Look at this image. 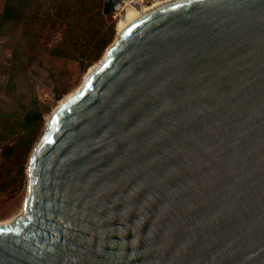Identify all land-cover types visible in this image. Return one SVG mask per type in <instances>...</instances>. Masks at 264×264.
<instances>
[{
	"label": "water",
	"instance_id": "obj_1",
	"mask_svg": "<svg viewBox=\"0 0 264 264\" xmlns=\"http://www.w3.org/2000/svg\"><path fill=\"white\" fill-rule=\"evenodd\" d=\"M95 65L33 148L0 264H264V0L167 4Z\"/></svg>",
	"mask_w": 264,
	"mask_h": 264
},
{
	"label": "trees",
	"instance_id": "obj_2",
	"mask_svg": "<svg viewBox=\"0 0 264 264\" xmlns=\"http://www.w3.org/2000/svg\"><path fill=\"white\" fill-rule=\"evenodd\" d=\"M55 23L64 28V33L49 49V55L74 60L82 72L103 56L116 34V20L107 0L5 1L0 14V75L8 76V98L0 101V143L4 144L2 157L6 162L3 189L13 183L20 187L25 184L30 153L50 111L35 95L32 68L41 64L37 56L41 48L37 45L39 33ZM18 27H22V33L12 34ZM71 87V79L66 76L56 80L55 99L63 98Z\"/></svg>",
	"mask_w": 264,
	"mask_h": 264
},
{
	"label": "rangeland",
	"instance_id": "obj_3",
	"mask_svg": "<svg viewBox=\"0 0 264 264\" xmlns=\"http://www.w3.org/2000/svg\"><path fill=\"white\" fill-rule=\"evenodd\" d=\"M5 1L6 0H0V14L3 10ZM126 2L128 3V5L135 7L146 6V5H140L138 0H126ZM114 19L116 20V34L114 37L115 40L118 34L117 24L119 22V15L114 14ZM22 30H23L22 27H18L12 34L20 35L22 33ZM63 33H64V28L56 23L50 24L44 31L39 33L40 37L38 38L37 45L38 47L41 48L37 56L41 64L39 66H34L32 68V78L36 87L35 95L38 97L39 102L42 106L50 107V111L49 113L46 114L45 124L39 136L38 141L43 135L46 129L45 126L46 122L53 113V111L56 110V108L60 105L61 101L64 98L71 95L76 89H78L82 85L86 73L90 69L88 68L86 72H82L74 60L56 59L51 55H49L48 53L49 49L55 46L61 40ZM5 54L6 57L9 56L8 51ZM100 59L97 62H95L92 66L98 63ZM52 74H54V77L51 76ZM64 76H66V78L71 79L72 87L70 89V92L64 95L63 98H61L60 100H56L53 92L54 82L58 79H61ZM7 78L8 76L6 73H2L0 75V101L8 98L6 92ZM36 132H37L36 130L33 131L34 134H36ZM3 148H4V144L0 143V224L10 222L12 219H14L17 215H19L22 212L26 193H27V186H28V176L26 172L25 184L22 187H20L18 184L15 183H13L7 189H3L1 187V185H3L6 179V162L2 157ZM29 159L27 162L26 171L28 168Z\"/></svg>",
	"mask_w": 264,
	"mask_h": 264
},
{
	"label": "bare ground",
	"instance_id": "obj_4",
	"mask_svg": "<svg viewBox=\"0 0 264 264\" xmlns=\"http://www.w3.org/2000/svg\"><path fill=\"white\" fill-rule=\"evenodd\" d=\"M179 0H156L154 1L151 5L148 6H140V7H135V6H131L128 5V3L125 0L124 6H123V11L119 14V22H118V26H117V32L118 34L121 33L124 29H126L133 21H135L136 19H138L139 17H141L142 15L149 13L153 10H156L162 6H165L167 4L176 2ZM96 65L90 67L88 74L95 69ZM73 94V93H72ZM69 95L66 98H64L60 105L58 107H60L62 104H64L66 101H68L70 99V97L72 96ZM57 107V108H58ZM56 108V109H57ZM13 220V219H12ZM11 220V221H12Z\"/></svg>",
	"mask_w": 264,
	"mask_h": 264
},
{
	"label": "built area",
	"instance_id": "obj_5",
	"mask_svg": "<svg viewBox=\"0 0 264 264\" xmlns=\"http://www.w3.org/2000/svg\"><path fill=\"white\" fill-rule=\"evenodd\" d=\"M154 0H138L140 5H150L153 3Z\"/></svg>",
	"mask_w": 264,
	"mask_h": 264
}]
</instances>
